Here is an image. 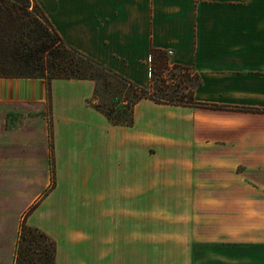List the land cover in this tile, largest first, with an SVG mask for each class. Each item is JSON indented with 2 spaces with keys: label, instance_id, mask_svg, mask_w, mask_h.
I'll use <instances>...</instances> for the list:
<instances>
[{
  "label": "crops",
  "instance_id": "0c3cea01",
  "mask_svg": "<svg viewBox=\"0 0 264 264\" xmlns=\"http://www.w3.org/2000/svg\"><path fill=\"white\" fill-rule=\"evenodd\" d=\"M37 2L67 44L144 88L151 85L152 50H167L171 64L198 74L194 99L206 105L143 99L133 125H112L85 102L92 80L54 79L49 94L44 79L0 77V264H15L23 222L56 242L57 264H147L149 239L209 238L183 220L180 195L192 176L178 160L192 156L178 143L196 140L197 129L212 124L210 112L264 114L252 102L264 95V0ZM228 96L241 105L223 104ZM169 126L177 142L169 156L175 200L158 206L175 209L158 210L160 230L149 231V161L164 156L149 155L148 136ZM82 152L92 154L91 211L70 210V217L66 177L77 174L71 160ZM243 225L241 219L237 240H244ZM255 234L252 228V241Z\"/></svg>",
  "mask_w": 264,
  "mask_h": 264
},
{
  "label": "rangeland",
  "instance_id": "374dc122",
  "mask_svg": "<svg viewBox=\"0 0 264 264\" xmlns=\"http://www.w3.org/2000/svg\"><path fill=\"white\" fill-rule=\"evenodd\" d=\"M168 74L165 69L162 71L164 82L167 76L172 83L168 88L170 92L175 91L178 98L189 97L195 77L192 74L190 78L189 75L188 78L175 76L173 80ZM158 82L164 85L160 79ZM228 98L223 104L241 105L236 96ZM85 102L90 104L89 100ZM252 102L264 107V95L254 96ZM219 113L210 112L205 116L212 124L206 123L197 129L203 136L197 131L196 140L189 137L188 142L178 143L180 149L192 156L178 160L192 176L189 190L180 195L185 203L180 207L183 220L195 224L200 228L197 230L202 232L201 236L209 238L149 239L147 264H264V114L236 111L218 116ZM155 116L162 121L167 118L164 110H159ZM167 130L164 134L148 136L149 155L164 156L149 161V169L154 172L148 191L149 231L160 230L158 210L175 209L158 206L163 204L160 200H175V158L169 156L175 154L177 142L175 129L169 126ZM91 161V152L72 157L71 164L73 162L78 172L66 177V194L72 202L70 217V210L90 215L93 199ZM241 219L244 221V240H237L235 232ZM252 228L256 233L255 241L250 238ZM181 230L189 231L187 228Z\"/></svg>",
  "mask_w": 264,
  "mask_h": 264
},
{
  "label": "trees",
  "instance_id": "16d2710c",
  "mask_svg": "<svg viewBox=\"0 0 264 264\" xmlns=\"http://www.w3.org/2000/svg\"><path fill=\"white\" fill-rule=\"evenodd\" d=\"M164 69L173 80L175 76L188 78L189 75L190 78L192 74L195 77L189 97L178 98L175 91L170 92L169 77L165 76V82L162 79ZM0 77L44 79L49 94L54 79L92 80L95 88L89 102L112 125H133L135 107L143 99L171 105H206L194 99L198 74L191 67L171 64L167 50H152L151 85L144 88L67 44L37 0H0ZM158 79L164 85L159 84ZM52 157L54 162V154ZM15 264H57L56 242L40 229L23 222Z\"/></svg>",
  "mask_w": 264,
  "mask_h": 264
}]
</instances>
